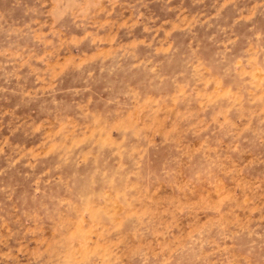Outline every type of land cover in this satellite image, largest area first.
Segmentation results:
<instances>
[{
	"label": "rangeland",
	"instance_id": "1",
	"mask_svg": "<svg viewBox=\"0 0 264 264\" xmlns=\"http://www.w3.org/2000/svg\"><path fill=\"white\" fill-rule=\"evenodd\" d=\"M0 264H264V0H0Z\"/></svg>",
	"mask_w": 264,
	"mask_h": 264
}]
</instances>
